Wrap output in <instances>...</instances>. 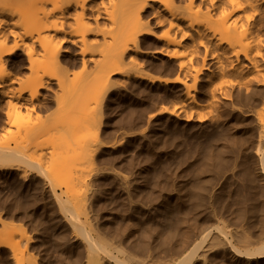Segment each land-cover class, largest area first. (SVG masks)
<instances>
[{
  "label": "rangeland",
  "instance_id": "obj_1",
  "mask_svg": "<svg viewBox=\"0 0 264 264\" xmlns=\"http://www.w3.org/2000/svg\"><path fill=\"white\" fill-rule=\"evenodd\" d=\"M141 14L154 35L139 34L136 51L127 50L130 70L107 75L70 105L60 102L70 81L80 75L91 84L98 73L92 61L82 63L78 45L60 41L70 52L54 67L51 90H41L46 99L24 104L15 92L29 76L27 62L19 48L7 58L9 79L0 83V264H16L2 244L11 236L36 264H92L62 208L70 194L58 185L60 177L77 174L87 217L79 219L112 256L101 252L97 264H172L207 231L202 249L212 245L191 264H264V255L249 260L231 250L264 246V178L256 154L264 83L220 84L201 47L188 63L198 68L193 80L178 56L164 53L162 27L149 12ZM92 32L86 39L99 51L102 36L97 27ZM11 44L9 37L5 46ZM62 72L59 85L54 77ZM73 118L97 129L85 156L77 154L83 137L79 126L71 129ZM36 144L42 146L31 152Z\"/></svg>",
  "mask_w": 264,
  "mask_h": 264
},
{
  "label": "bare ground",
  "instance_id": "obj_2",
  "mask_svg": "<svg viewBox=\"0 0 264 264\" xmlns=\"http://www.w3.org/2000/svg\"><path fill=\"white\" fill-rule=\"evenodd\" d=\"M142 11L149 12L155 25L162 27L160 39L164 53L178 56L180 66L192 75L193 80L198 68L188 63L201 47L204 54L209 55L220 84L226 87H253L264 83L261 71V61L264 62V37L261 33L264 0H0V83L4 84L9 79L10 73L5 70V63L13 49L19 48L27 62L25 68L29 76L18 85L15 98H20V104L38 100L40 96L45 98L41 90H51L53 69L59 64L60 56L70 52V46L62 45L60 41L78 45L82 63L92 61L98 73L91 84L80 75L70 81L66 89L68 93L65 90L67 97L64 96L65 99L60 101L63 106L70 105L68 103L74 96L91 92L95 85H102L107 75L130 70L124 64L127 50L136 51L139 34L154 35V31L143 20ZM100 18L106 20L101 26L98 22ZM93 27L98 28L104 42V47L99 51H95V41L86 39L87 34L94 33ZM9 37L12 38V44L5 46ZM65 76L63 72L62 75L57 74L54 82L61 85ZM184 95L190 98L189 87L185 89ZM256 102L261 104V90ZM77 103L78 100L74 108L72 105V110L77 107ZM256 118V154L260 176L264 178V99L263 114L260 110ZM74 126H79V136L83 137L77 154L85 156L84 152L96 140L97 129L89 121L79 124L75 118L70 124L71 129ZM36 145L28 149L34 152L42 146ZM60 179L58 185L65 186V192L70 194L69 206L62 208L68 213L67 219L73 230L81 235L87 257L92 264L98 263L101 252L112 257L105 250V242L99 237L94 238L90 229L87 230L79 219L84 213L85 201V196H79V192L84 190L80 189L84 183L80 174L62 176ZM54 196L57 201L61 200L60 196ZM84 215L86 217V213ZM0 223L4 226L5 222L1 220ZM207 234L208 231L201 234L172 264H191L197 258L203 259L208 246L212 245L202 249ZM11 238L2 244L9 245L16 264H36L35 259L27 253L26 246L21 247L18 241ZM243 242L249 244L247 238ZM231 250L233 257L244 255L249 260L264 255L263 245L250 251L231 245Z\"/></svg>",
  "mask_w": 264,
  "mask_h": 264
}]
</instances>
